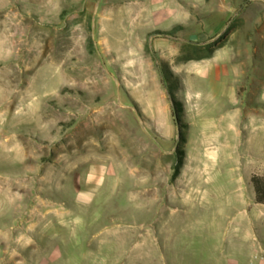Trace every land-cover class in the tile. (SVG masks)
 Wrapping results in <instances>:
<instances>
[{"label": "rangeland", "instance_id": "rangeland-1", "mask_svg": "<svg viewBox=\"0 0 264 264\" xmlns=\"http://www.w3.org/2000/svg\"><path fill=\"white\" fill-rule=\"evenodd\" d=\"M256 160L264 0H0V211L54 264H258Z\"/></svg>", "mask_w": 264, "mask_h": 264}, {"label": "crops", "instance_id": "crops-1", "mask_svg": "<svg viewBox=\"0 0 264 264\" xmlns=\"http://www.w3.org/2000/svg\"><path fill=\"white\" fill-rule=\"evenodd\" d=\"M249 167L251 170L245 177L246 184L251 187L249 204H252L259 210L264 209V205L254 202V193L249 182L253 174L264 176V160H256L255 165L249 163ZM8 210L9 208L6 206L0 211V264H54L52 257L48 256L43 249L35 246L33 240L28 236V232L33 230L35 225L23 223L17 227L8 225L4 221L7 219ZM243 229L245 235L252 238L255 243L254 229L250 230L247 225ZM257 263L264 264V245L260 248Z\"/></svg>", "mask_w": 264, "mask_h": 264}, {"label": "trees", "instance_id": "trees-1", "mask_svg": "<svg viewBox=\"0 0 264 264\" xmlns=\"http://www.w3.org/2000/svg\"><path fill=\"white\" fill-rule=\"evenodd\" d=\"M160 70H161V74L163 75V79L168 84V93L170 96H172L173 90H174V85H176L175 82H172V80L175 81L176 79L166 67L163 66V67H161ZM172 104L175 107L174 109L176 112H178V113L181 112L182 107H181L180 103L173 101ZM173 116H174V113H173ZM177 123H178V126L180 128L186 127V125H182L179 121ZM180 140L184 141V137L181 136V134H180ZM182 156H183L182 153L179 152V156H178L176 164H175V172L172 176L173 179L177 178V176L179 174L180 166L183 164ZM249 182H250V185L252 186V189H253L254 202L256 204L264 205V176L253 174V175H251Z\"/></svg>", "mask_w": 264, "mask_h": 264}, {"label": "water", "instance_id": "water-1", "mask_svg": "<svg viewBox=\"0 0 264 264\" xmlns=\"http://www.w3.org/2000/svg\"><path fill=\"white\" fill-rule=\"evenodd\" d=\"M173 113H174V120H175V123L177 124V126H178V119H177V112L175 111V109H174V106H173Z\"/></svg>", "mask_w": 264, "mask_h": 264}, {"label": "built area", "instance_id": "built-area-1", "mask_svg": "<svg viewBox=\"0 0 264 264\" xmlns=\"http://www.w3.org/2000/svg\"><path fill=\"white\" fill-rule=\"evenodd\" d=\"M255 245L253 244V247H254Z\"/></svg>", "mask_w": 264, "mask_h": 264}]
</instances>
